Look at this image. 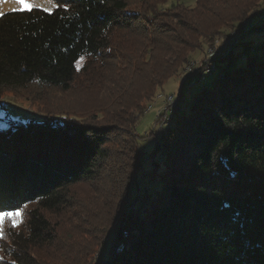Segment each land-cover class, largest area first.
Segmentation results:
<instances>
[{
	"label": "trees",
	"instance_id": "1",
	"mask_svg": "<svg viewBox=\"0 0 264 264\" xmlns=\"http://www.w3.org/2000/svg\"><path fill=\"white\" fill-rule=\"evenodd\" d=\"M52 1L58 7L51 14L0 18V94L70 91L97 58L99 81L110 79L117 91L94 111L93 123L58 116L0 127V204L32 206L5 232L0 262H53L57 234L49 215L73 212L69 200L79 186L101 192L120 185L116 200H100L111 212L101 217L97 248L72 255L73 234L58 264H264V50L250 53L244 33L211 58L218 70L211 85L190 97L148 156L140 154L136 131L158 87L261 4L135 0L138 10L124 14L131 0ZM255 29H264V20ZM241 43L247 46L235 54ZM243 53V63L232 65ZM81 57L91 60L77 70Z\"/></svg>",
	"mask_w": 264,
	"mask_h": 264
},
{
	"label": "rangeland",
	"instance_id": "2",
	"mask_svg": "<svg viewBox=\"0 0 264 264\" xmlns=\"http://www.w3.org/2000/svg\"><path fill=\"white\" fill-rule=\"evenodd\" d=\"M174 1L176 0H168L165 5H169ZM178 1L190 7L194 6L195 3L194 0ZM38 2L43 3L46 7L50 6L48 0H38ZM137 2L138 1L131 0L130 6L125 10L124 14H133L136 12L140 6ZM51 3L56 4L52 0ZM258 3L261 4L258 9H261L264 6V2L262 0H257L256 4ZM10 6L11 5L9 4H4L2 10H7ZM249 14H253L252 11ZM226 33L227 31L215 38L213 43L203 52L194 53L184 72L172 76L166 80L163 85L158 87L152 101H149L147 109L136 123V131L140 137L137 143L139 144L142 157L149 155L153 143L159 141L161 135L168 129V127L172 126L175 115L183 108L190 97L196 93L201 86L211 85L212 78L218 74V70L215 69L209 74L210 65L208 64L210 63L211 55L208 54L218 47L217 44L220 45L222 43L221 41ZM243 40L248 42L247 45L250 47V53L260 54L264 50V29H255L246 32ZM230 45L233 49L234 46L232 44ZM247 45L241 43L233 52L237 54ZM245 56V53H243L242 55L235 57L232 65L242 64ZM86 60H91V58L83 57L82 60L79 59V63H76V67L79 66L80 68ZM92 64L95 65V68L91 71V75L86 76V74H79L80 76H78V80H76L70 91L62 92L58 89L49 87L42 90L38 89L37 92L29 93L28 95L24 94L25 92L19 91L12 92L6 90L1 92L0 127L12 122L19 124H26L28 122L42 123L51 121V119L58 116H68V118L72 116H77L78 118L87 117L83 122L93 123L94 119L92 117H94V111L97 110L98 107L104 108L109 99L111 90L109 88L110 79L105 82H101L98 79L99 73L97 72V69L103 67L100 58H97V63L92 62ZM109 64L113 66V64H117V61H114L113 59L112 61H109ZM187 79H190V82ZM137 81L139 80L137 79ZM116 91L115 88H112L111 93L113 94ZM170 98H173L174 100L171 102ZM123 137L124 133L122 132L119 138L121 142H123ZM113 146L117 149L122 148L118 140H116ZM154 158L160 160L158 155L154 156ZM144 163L149 173L153 166L150 158H146ZM99 187L100 186L98 185L97 188ZM100 190L102 191L100 192L97 189L94 190L92 187L90 188V186H79L73 193H71L72 196L69 200L73 212L70 211V208L66 207V209H63L57 214L49 215L50 221L56 229L55 233L57 234L56 244L50 249L54 260L53 262L51 261L52 264H58V260H62L57 257L60 256L62 247L66 244V238L73 234L77 238V242L73 248L70 244L72 255V252H77L79 248L81 249V253H85L86 255L89 252L92 253L93 250L97 248L98 240L96 238H98L97 236L99 235L100 239L101 232H99V228L102 226L101 217L104 213L108 214V212H111V210H107V207L102 210L100 207V200H102L105 195L110 197L113 194H116V200L123 193V189L120 185L116 187H112V185L108 187L104 186L103 189L101 188ZM81 196L85 197V200L81 201L82 203H80L79 200ZM79 204L82 205V207H80L82 209L80 212H78ZM31 207V205H26L21 208L23 210L22 221L25 219L27 210ZM77 215L87 216L89 218L88 222L82 224L77 219ZM11 227L10 222L6 223L4 236L3 238H0V246L3 248L8 246L5 232ZM85 233H87V236ZM80 251L76 253L79 257L81 256L79 253ZM1 256L2 253L0 251V257ZM51 262L44 264H51ZM0 263L2 264V262Z\"/></svg>",
	"mask_w": 264,
	"mask_h": 264
},
{
	"label": "snow or ice",
	"instance_id": "3",
	"mask_svg": "<svg viewBox=\"0 0 264 264\" xmlns=\"http://www.w3.org/2000/svg\"><path fill=\"white\" fill-rule=\"evenodd\" d=\"M48 3L50 6L46 7L43 3L38 2V0H0V18L5 17L8 13H31L34 9H43L45 13L51 14L53 9L57 8L58 5L51 3V0H48ZM4 4H9L11 6L7 8V10H2ZM64 7L66 8L67 5H64ZM80 59L82 60L83 57ZM77 70H79V66ZM0 208L11 209L0 211V238H3L6 223L10 222L13 228L17 227L22 222L23 210L18 206L14 207L2 204H0ZM13 264H15V262H13Z\"/></svg>",
	"mask_w": 264,
	"mask_h": 264
},
{
	"label": "built area",
	"instance_id": "4",
	"mask_svg": "<svg viewBox=\"0 0 264 264\" xmlns=\"http://www.w3.org/2000/svg\"><path fill=\"white\" fill-rule=\"evenodd\" d=\"M263 20H264V6L261 9H258V11L256 10L253 14L249 15L244 20H242L237 28L228 31L225 34L223 40L221 41L222 43L220 45L217 44L218 47L215 50L211 51L210 54H208L211 55L210 59L220 54H223L227 46H229L234 40L238 39L242 34L251 30L253 27L258 25ZM213 70H215L214 65H210L209 74L212 73ZM173 100H174L173 98H170L171 102Z\"/></svg>",
	"mask_w": 264,
	"mask_h": 264
}]
</instances>
